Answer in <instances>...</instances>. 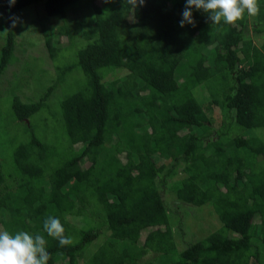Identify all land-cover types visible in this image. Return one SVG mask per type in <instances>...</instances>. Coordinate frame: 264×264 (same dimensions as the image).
Masks as SVG:
<instances>
[{
    "label": "trees",
    "instance_id": "obj_1",
    "mask_svg": "<svg viewBox=\"0 0 264 264\" xmlns=\"http://www.w3.org/2000/svg\"><path fill=\"white\" fill-rule=\"evenodd\" d=\"M258 3V15L221 26L193 8L195 26L180 27L185 0H145L135 9L127 0H0V17L39 5L62 20L55 30L41 28V69L52 80L36 100L24 101L19 91L34 65L27 54L15 57L6 17L2 230L45 235L48 264H264V135L257 132L264 129V0ZM248 21L259 42L246 36ZM69 46L73 57L56 59ZM75 69L80 83L63 92L54 126L46 117L41 126L36 115ZM108 72L115 77L106 79ZM198 88L242 134L223 138L229 127L211 126ZM167 184L179 206L210 203L222 226L186 243L180 207L165 205ZM49 215L61 220L71 245L60 247L43 232ZM76 218L94 222V230ZM104 228L109 233L94 246Z\"/></svg>",
    "mask_w": 264,
    "mask_h": 264
},
{
    "label": "rangeland",
    "instance_id": "obj_2",
    "mask_svg": "<svg viewBox=\"0 0 264 264\" xmlns=\"http://www.w3.org/2000/svg\"><path fill=\"white\" fill-rule=\"evenodd\" d=\"M9 11L4 12V16L0 17V46L3 44L5 35H6V23L8 22L6 20V17H8L9 22L12 24H15L13 26V31L15 33V48H14V55L17 57L16 54H27L29 59H27V62L29 61L30 65L32 66V69L34 74L32 77L29 78V82L25 83L27 88L22 89L19 91L20 99L24 101H34L38 98L39 94L44 91L47 85L50 84L51 75L48 71L44 70L45 74L42 72L41 67L43 66V63L45 61L44 54H47V51L44 53V43H43V34L41 33V28H49L50 30H55L57 28V25L61 24L62 20L59 16H47L44 11L40 9L39 5L33 6H26L25 8H22L20 10H16L15 12H11L9 15H7ZM2 19V20H1ZM254 24L252 21H248L247 26V34L246 36L251 37L252 41L259 42L255 40V37L259 35H254ZM60 38L61 44H65L67 41V37L65 35H61ZM65 46V45H64ZM63 46V47H64ZM24 50V51H23ZM63 50V49H62ZM65 50H67L66 56L62 53L59 54L56 59L60 58L61 60L65 61L69 57H73L74 49L72 46L65 47ZM38 55V59H36V55ZM27 56L23 59H26ZM55 59V60H56ZM40 63L38 66L37 64ZM52 64V62H51ZM19 68L17 71H22L24 69L23 62L19 64ZM16 68V65H10L7 70V75H10V73ZM52 71V67L50 69ZM81 72L78 69H75V71L71 72L68 77L67 81L57 87L51 94L49 100L47 101V108L44 110H41V113H38L36 115L38 122L40 123L43 121L41 117H46L48 120V127L54 126L55 117H57V112L59 110V100L63 97V92H70L75 88L76 83H80ZM115 75L112 73L106 74V79L114 78ZM12 85L13 88L19 87V81L14 80L9 83ZM8 85V84H7ZM7 86H0V88H6ZM10 91H13L10 86H8ZM196 96L201 100V102L206 106L205 112L210 118L211 126L214 129H226V127H229V133L226 134L224 137H228L229 135L232 136V133L235 134H242L244 129L238 125L234 126L232 120L229 117L225 116V111L222 109H219L217 107H212L210 105V100L208 93L205 89L199 90V88L195 91ZM207 98V99H206ZM207 100V101H206ZM7 99L6 95L4 98H2L0 104V110L4 111L7 108ZM3 115V114H2ZM0 114V118L2 117ZM41 124V123H40ZM41 126H43L41 124ZM192 128V126H190ZM190 128V129H191ZM189 129V128H187ZM257 132L264 135V129H257ZM9 138L7 137L6 133H3V138ZM214 137V136H212ZM264 138V136H263ZM176 181V179L172 178L170 180H167L166 183H171ZM9 183V181H8ZM171 185L167 184L163 187L162 195L163 198L166 200L165 205L169 208V210L175 211L177 207L179 206L180 201L176 199L174 196L173 190L171 189ZM1 201V200H0ZM2 202V201H1ZM180 207V213L181 217L179 219H182V226L186 227L185 231V242L188 243L191 240H197V239H203L212 232L218 230L222 225L219 221L213 206L210 203H207L201 207H192L188 206L187 208L184 205L179 206ZM178 207V208H179ZM80 218L73 219L77 222V225L79 224V227L94 230V222L89 221V223H82ZM178 229V228H177ZM0 231H3L0 227ZM182 231V232H183ZM109 233L108 229H103V233L100 234V236L95 240L93 243L94 246H96L102 238ZM180 234V231L178 230V233ZM176 238V237H175ZM184 247V243H183ZM91 248V247H90ZM93 248V247H92ZM177 248H181V246L177 245ZM154 255L150 254L143 259H150Z\"/></svg>",
    "mask_w": 264,
    "mask_h": 264
},
{
    "label": "clouds",
    "instance_id": "obj_3",
    "mask_svg": "<svg viewBox=\"0 0 264 264\" xmlns=\"http://www.w3.org/2000/svg\"><path fill=\"white\" fill-rule=\"evenodd\" d=\"M14 2L15 0H11V3ZM127 2L135 9L143 6L145 0ZM193 8L206 14V22L217 26L233 25L243 19L245 14L251 17L260 12L258 0H185L180 27L186 24L195 26ZM43 232L47 237L57 240L60 247L73 243L72 237L65 234L66 230L56 216L49 215L43 220ZM47 244L45 235L39 233L32 234L24 230L15 233L0 231V264H48L51 255Z\"/></svg>",
    "mask_w": 264,
    "mask_h": 264
}]
</instances>
